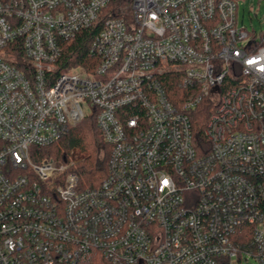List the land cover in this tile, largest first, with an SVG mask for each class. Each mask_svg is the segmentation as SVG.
Wrapping results in <instances>:
<instances>
[{
    "label": "built area",
    "instance_id": "obj_1",
    "mask_svg": "<svg viewBox=\"0 0 264 264\" xmlns=\"http://www.w3.org/2000/svg\"><path fill=\"white\" fill-rule=\"evenodd\" d=\"M116 1L0 0V264H264V30L239 0ZM89 106L110 155L81 187Z\"/></svg>",
    "mask_w": 264,
    "mask_h": 264
},
{
    "label": "trees",
    "instance_id": "obj_2",
    "mask_svg": "<svg viewBox=\"0 0 264 264\" xmlns=\"http://www.w3.org/2000/svg\"><path fill=\"white\" fill-rule=\"evenodd\" d=\"M118 4V1L113 0L110 9H114ZM125 4H127V0H124ZM101 28L102 22L98 21L91 27L83 29L74 39L65 43L63 58L59 63L58 69L70 68L77 65L86 66L92 60L89 54L90 43ZM207 108V106L201 105L192 115L197 142H205L206 140L204 127L209 117V110ZM63 146L67 150L79 148L85 155L84 160L74 167V171L79 176L81 187L96 186L107 175L110 146L104 141L94 114L88 115L80 125L70 129L67 138L63 142ZM37 150L47 154L51 148L49 150ZM99 255L100 257H98L96 264H111L101 254Z\"/></svg>",
    "mask_w": 264,
    "mask_h": 264
},
{
    "label": "rangeland",
    "instance_id": "obj_3",
    "mask_svg": "<svg viewBox=\"0 0 264 264\" xmlns=\"http://www.w3.org/2000/svg\"><path fill=\"white\" fill-rule=\"evenodd\" d=\"M239 19L243 21L248 29L256 30L260 32L264 30V0H239ZM90 108V109H89ZM88 111L91 114V106H89ZM82 155V161L85 158L84 153L81 149L77 148ZM79 164V163H78ZM77 164V165H78ZM99 254L94 253L89 258L88 264H96ZM234 264H259L255 258H249L248 261L243 260L242 262H237V260H233Z\"/></svg>",
    "mask_w": 264,
    "mask_h": 264
}]
</instances>
